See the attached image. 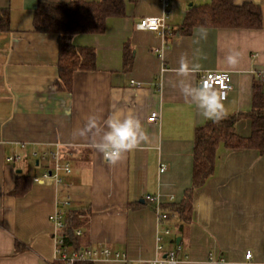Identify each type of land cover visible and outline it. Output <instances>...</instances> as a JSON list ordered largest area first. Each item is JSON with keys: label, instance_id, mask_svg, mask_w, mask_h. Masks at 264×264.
Returning a JSON list of instances; mask_svg holds the SVG:
<instances>
[{"label": "crops", "instance_id": "0c3cea01", "mask_svg": "<svg viewBox=\"0 0 264 264\" xmlns=\"http://www.w3.org/2000/svg\"><path fill=\"white\" fill-rule=\"evenodd\" d=\"M73 1L78 0H0L10 26L0 31V264H59L50 217L64 199L71 200L67 227L72 234L83 232L71 249L110 248L125 254L129 264H149L171 252L177 264H209L210 253L226 264H264V155L220 145L213 175L194 190L196 131L212 120L181 90V81L195 88L202 74L227 72L232 90L222 101L223 116L249 113L254 84L264 87V28H195L183 34L189 8L213 0H170L167 23L173 34L164 38L138 28L146 17L165 15L162 0H125V15L109 18L103 34L71 37L73 46L94 49L96 69L76 72L72 90L65 91L58 85L59 35L36 32L34 18L41 3ZM234 3H254L264 11V0ZM232 51L239 56L230 65L226 57ZM182 58L184 75L176 71ZM196 64L199 70L192 72ZM113 105L132 110L146 135L114 164L93 147ZM154 112L160 115L156 124L148 121ZM90 117H95L91 129ZM235 132L250 137L251 120L241 118ZM55 151L72 169L61 173V185L42 179L54 164L42 155ZM15 154L21 160L9 162ZM24 179L27 189L17 193ZM189 192L192 211L185 220L173 208ZM202 194L211 205L198 214L193 204ZM157 208L170 218L159 223Z\"/></svg>", "mask_w": 264, "mask_h": 264}, {"label": "trees", "instance_id": "16d2710c", "mask_svg": "<svg viewBox=\"0 0 264 264\" xmlns=\"http://www.w3.org/2000/svg\"><path fill=\"white\" fill-rule=\"evenodd\" d=\"M0 31L9 30V14L0 12ZM125 15V0H100L86 2L84 0L69 3H41L35 14L34 28L38 33H53L59 35L60 58L59 87L71 91L73 76L78 71H94L96 69V53L92 48L75 47L70 39L78 34L100 35L106 31L109 18ZM195 28H264V11L254 3L235 5L234 0H213L205 6L189 8L183 23L182 33L190 34ZM126 64H131L129 49L125 54ZM249 118L252 123V134L248 138L240 137L235 132L237 122ZM220 145L229 149H254L264 155V87L260 82L254 84L253 108L249 113L235 116H222L221 119L210 121L196 131L194 149V187L200 188L211 177L215 170L217 150ZM25 179L17 193L26 191ZM192 192L181 206H176L181 218L189 219L192 211ZM70 245L77 242L72 234ZM81 248V247H79ZM76 248V249H79ZM62 264V263H59ZM91 264V263H77Z\"/></svg>", "mask_w": 264, "mask_h": 264}, {"label": "built area", "instance_id": "2783aa9c", "mask_svg": "<svg viewBox=\"0 0 264 264\" xmlns=\"http://www.w3.org/2000/svg\"><path fill=\"white\" fill-rule=\"evenodd\" d=\"M165 15L163 17H146L142 19L139 23L138 28L145 31H151L158 33L160 36L167 38L173 34V30L167 23V17L170 8V0H162ZM209 81L212 83V86L218 89L223 93L222 101L227 99L228 93L232 90L231 84V75L227 72H206L202 74L199 78V85ZM140 86V85H138ZM150 123H158L160 121V115L156 112L152 113L148 118ZM34 156H37L34 153ZM104 156V155H103ZM43 160L52 159L54 161L53 167L50 171H47L43 178L49 183H54L55 185L63 184V178L61 173L70 174L72 172L71 166L68 163H63L61 161L60 152H45L42 155ZM105 160H108L104 156ZM21 160V157L18 154L8 158L9 162H17ZM165 170V166H161V172ZM146 201L148 202H158V198L147 196ZM71 206L70 199H64L58 201L57 211L50 217V220L54 223L56 232L54 234L55 242V260L62 264H77V263H93L99 260L106 261H122L125 264H129L126 260L125 254L114 252L110 248H92V247H81L80 249H71L70 240L71 235L67 227V215L68 209ZM157 215L159 223H162L165 220L170 218V215L162 212L157 208ZM169 234L170 231L165 232ZM75 236H82L83 232L81 230L74 231ZM159 243L162 241V238H158ZM164 247L159 244L158 251L162 252ZM180 250V249H179ZM174 259L176 264L177 253L171 252L167 255L165 259H156L149 264H169V260ZM246 259L250 261L252 259V252L248 251L246 254ZM209 264H226L224 257L217 255L216 253H210L208 256Z\"/></svg>", "mask_w": 264, "mask_h": 264}, {"label": "clouds", "instance_id": "9594fccd", "mask_svg": "<svg viewBox=\"0 0 264 264\" xmlns=\"http://www.w3.org/2000/svg\"><path fill=\"white\" fill-rule=\"evenodd\" d=\"M200 31L201 36L206 35L204 29ZM238 56V52H230L226 57L227 63L230 65L234 64ZM190 70L192 72L199 70V65H193ZM176 71L181 75L185 74L186 63L183 58ZM181 90L184 92L186 98L191 96L199 102L196 107L200 115L205 119L216 121L224 115V105L222 104L223 93L214 88L211 82L205 81L194 88L191 84L181 81ZM113 109L104 122L105 130L100 140L93 141V147L114 164L122 158L123 154L144 141L146 135L140 120L132 110L125 112L118 109L116 105H113ZM86 127L89 129L95 127V117L89 118ZM210 205L211 198L202 194L194 202L193 208L199 214L205 207H209ZM169 264H176V261L170 259Z\"/></svg>", "mask_w": 264, "mask_h": 264}, {"label": "rangeland", "instance_id": "374dc122", "mask_svg": "<svg viewBox=\"0 0 264 264\" xmlns=\"http://www.w3.org/2000/svg\"><path fill=\"white\" fill-rule=\"evenodd\" d=\"M173 236H176V231L174 232Z\"/></svg>", "mask_w": 264, "mask_h": 264}]
</instances>
